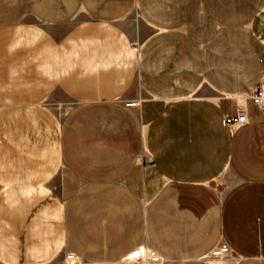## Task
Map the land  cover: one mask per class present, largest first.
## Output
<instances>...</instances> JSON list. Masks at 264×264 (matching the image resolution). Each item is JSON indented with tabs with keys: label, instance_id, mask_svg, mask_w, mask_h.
<instances>
[{
	"label": "crops",
	"instance_id": "0c3cea01",
	"mask_svg": "<svg viewBox=\"0 0 264 264\" xmlns=\"http://www.w3.org/2000/svg\"><path fill=\"white\" fill-rule=\"evenodd\" d=\"M263 79L264 0H0V264H264Z\"/></svg>",
	"mask_w": 264,
	"mask_h": 264
},
{
	"label": "built area",
	"instance_id": "2783aa9c",
	"mask_svg": "<svg viewBox=\"0 0 264 264\" xmlns=\"http://www.w3.org/2000/svg\"><path fill=\"white\" fill-rule=\"evenodd\" d=\"M254 103L264 111V79L260 83L256 91H253L248 96ZM135 106V104H134ZM248 117L246 110L243 108H238V113L235 116H228L226 118V123L232 129H238L248 124ZM149 254V255H147ZM203 261L206 264H235L237 262V256L228 247V245L221 243L219 244L209 255L205 256ZM127 263L131 264H163L164 259L154 252L146 251H136L132 253L128 259ZM66 264H81V260L73 255L69 254L67 257Z\"/></svg>",
	"mask_w": 264,
	"mask_h": 264
},
{
	"label": "rangeland",
	"instance_id": "374dc122",
	"mask_svg": "<svg viewBox=\"0 0 264 264\" xmlns=\"http://www.w3.org/2000/svg\"><path fill=\"white\" fill-rule=\"evenodd\" d=\"M36 24L38 26H41L37 22ZM124 25H128V27L135 28L137 26L136 15H130L129 18L124 21ZM43 104L47 109L51 110L54 115L57 116L58 120L63 117V115L69 108V102L66 100V96H64V94H60L59 92L52 94L43 102ZM0 108H3V105L0 104ZM68 255V253L61 254V256L57 258L52 264H66Z\"/></svg>",
	"mask_w": 264,
	"mask_h": 264
}]
</instances>
